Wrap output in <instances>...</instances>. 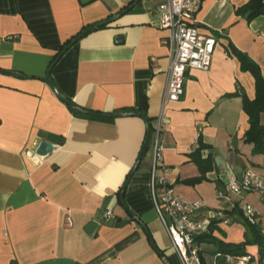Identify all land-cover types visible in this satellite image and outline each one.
I'll return each instance as SVG.
<instances>
[{"label":"crops","instance_id":"1","mask_svg":"<svg viewBox=\"0 0 264 264\" xmlns=\"http://www.w3.org/2000/svg\"><path fill=\"white\" fill-rule=\"evenodd\" d=\"M134 1L0 0V264H180L151 203L150 145L122 194L150 239L118 202L147 125L137 116L100 117L138 113L152 129L161 112L168 54L156 10L166 0ZM247 1L202 0L195 28L214 40L210 69L188 70L183 98L164 108L165 173L155 172L174 194L206 206L197 219L208 210L223 211L228 222L214 224L212 234L231 245L243 240L242 220L228 216L231 210L215 195L226 180L246 171L264 176V158L243 142L248 120L240 99L228 97L235 91L249 100L255 95L253 78L226 56L228 43L264 78V17L246 21V12L236 13ZM125 10L77 39L51 67L56 92L92 115L73 114L47 86L48 66L79 31ZM198 140L206 147L201 159L209 155L213 167L204 181L185 186L182 181L199 176L188 158ZM41 141L52 146L45 157L34 155ZM232 200L240 211L252 206L264 233L259 196ZM107 211L108 221L102 218ZM198 249L204 264H257L256 247L247 250L248 263L218 257L212 245Z\"/></svg>","mask_w":264,"mask_h":264},{"label":"built area","instance_id":"2","mask_svg":"<svg viewBox=\"0 0 264 264\" xmlns=\"http://www.w3.org/2000/svg\"><path fill=\"white\" fill-rule=\"evenodd\" d=\"M202 0H166L157 7L158 23L160 30L165 31L166 37L163 44L167 49L168 70L165 73V84L160 99L161 112L152 127L150 149L153 153L150 169V184H148L151 203L155 215L160 222L170 246L180 264H201L198 258V245L193 243V238L199 235H208L209 225L228 222L224 212H206L203 219H197L196 214L206 209L200 201L189 202L185 198L174 194L171 185L163 176L157 178L156 171L165 173L161 165L163 155V132L167 126L163 114L167 104L176 103L183 98L184 78L188 70L199 72L210 69L213 55L214 40L200 36L196 27V16L200 13ZM256 193L264 202V176L249 170L237 177H231L215 195L217 201L223 202L228 210L238 208L233 198L241 195ZM111 212V211H110ZM109 211L102 214L106 221L110 220ZM242 218L251 225L257 221L255 210L252 206L241 208ZM64 226L72 227L70 220ZM242 263H248L247 258H241Z\"/></svg>","mask_w":264,"mask_h":264},{"label":"trees","instance_id":"3","mask_svg":"<svg viewBox=\"0 0 264 264\" xmlns=\"http://www.w3.org/2000/svg\"><path fill=\"white\" fill-rule=\"evenodd\" d=\"M247 11L249 12V16L246 18V21H251L258 16L264 17V0H248L247 3L242 7V9L236 13L237 15H242ZM83 31H79L75 35V37ZM74 38H72L71 40H73ZM70 41L66 42L64 46ZM62 47L63 46H61V48ZM61 48L59 49V51L61 50ZM225 51L227 53V57L232 56L236 59L238 65L240 66L239 71L241 73H249L251 78H253L254 80L253 88L255 95L253 99L249 100L248 98H245L244 94L237 93V91H235L232 95L228 97H238L240 99L242 112L248 120V128L247 131L244 133L243 142L246 145H251L252 155L261 156L264 158V123L260 124V117L261 115H264V78L261 76L258 66L254 64L246 54L237 51L232 44L228 43ZM70 111L73 114L75 113L72 110ZM147 125L148 127L145 134V139H147V141L144 147L142 148V156L145 155L146 152L149 150V145L151 141L150 136L152 129L150 124L147 123ZM197 143V148L193 150L192 154H190L188 158L191 162L197 165L199 176L197 178H193V180L182 181L181 183L185 184V186H193L196 183L204 181L205 173H207V171L211 170L213 167L211 157L209 155H206L205 159H201L200 153L205 151L206 147L202 145L199 140L197 141ZM126 215L131 220L127 212ZM227 215H234L242 220L241 223L244 229V236L241 242H239L237 245H231L229 243H223L222 241L215 239V236L212 233L214 231H217L214 226L215 222H213L209 225L208 235L196 236L195 238H193V243L195 245H212L213 248H215V253L218 257H230V259L233 260H238V258L240 257L248 256L247 250L249 248L256 247L257 264H264V233L260 231L256 223L251 225L247 224L245 219L242 218L241 211L237 208L231 210ZM198 258L200 263L204 264L202 262V258L199 251Z\"/></svg>","mask_w":264,"mask_h":264},{"label":"water","instance_id":"4","mask_svg":"<svg viewBox=\"0 0 264 264\" xmlns=\"http://www.w3.org/2000/svg\"><path fill=\"white\" fill-rule=\"evenodd\" d=\"M81 1V4H86L87 2H89L90 0H80ZM139 0H136L133 2V4L137 3ZM132 4V5H133ZM131 7V5H130ZM128 7V9L130 8ZM127 9V10H128ZM127 10L125 11H121L119 13H117L116 16L114 17H111V18H107L105 20H102L101 23H98V24H93L91 26H89L85 31L83 32H80V34H78L73 40H71L68 44H66L65 46H63L61 48V50L57 53V55L55 56V59L51 61L50 65L48 66V69L46 71L47 75H45V82L47 84L48 87H50L49 89L59 98V100H61L63 103H65L69 108L70 110L74 111V112H79V113H84L85 115H92L91 113H88V112H85L84 110L80 109V108H76L73 104L70 103V100H67L65 97H62L61 95H59L57 92H56V89H55V86H53V84L51 83V80L49 78V72H50V69L51 67L58 61L60 60L62 54L67 50L69 49L71 46H73L75 44V41H77V39H79L80 37L84 36L85 34L89 33V31H92L94 29H100L102 28V26H105L107 25L108 23H112L113 21L116 20V18L122 14H124ZM249 16V12H246L244 17L247 18ZM120 38H117L116 42L119 41ZM130 116V117H134V116H137L139 118H141V120L144 122L145 125H147V121L141 116V114H138V113H134V114H127V113H120V115H113V114H108V115H100L101 118L103 119H106V118H120L121 116ZM148 127V125H147ZM146 127V128H147ZM147 139L143 142V145H142V148L144 147L145 143H146ZM51 149H52V146H50L49 144L47 143H44L43 141L40 142V144L37 146V149L34 153L35 156H43L45 157L47 154H49L51 152ZM142 149L139 151V155H137L136 157V161H135V164L133 166V169L130 171V173L127 175L126 179L124 180V183L123 185L121 186L120 188V191H119V196H120V199H119V203H120V206L122 207L123 210L127 211V214L130 216L131 220L134 222V223H137L140 228L144 231L146 237H149V234L145 228V224L142 223L139 218H137L136 216H134L130 210L127 209V207L125 206V204L123 203V191H124V188L126 186V184H128V180L130 179L131 175L135 172V170L138 168V164H139V161H140V155H142ZM149 245L150 247L153 249V251H156L157 254H160V250H157L154 246V244L151 242V240H149Z\"/></svg>","mask_w":264,"mask_h":264}]
</instances>
